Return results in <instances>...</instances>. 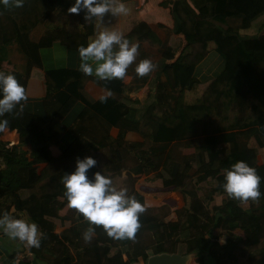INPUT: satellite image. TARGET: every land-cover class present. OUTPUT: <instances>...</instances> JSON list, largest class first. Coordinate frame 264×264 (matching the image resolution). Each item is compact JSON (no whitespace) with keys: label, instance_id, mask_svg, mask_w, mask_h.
I'll use <instances>...</instances> for the list:
<instances>
[{"label":"trees","instance_id":"1","mask_svg":"<svg viewBox=\"0 0 264 264\" xmlns=\"http://www.w3.org/2000/svg\"><path fill=\"white\" fill-rule=\"evenodd\" d=\"M195 1L163 0L161 6L169 9L175 33L181 31L184 10L201 22V28L192 35L194 41L203 44L194 55L196 69L183 62L188 42L176 56V49L168 45L170 31L162 38L156 31L162 24L154 28L141 21L125 36L138 41L140 47L145 42L157 47L137 57L154 62L151 73L137 76L134 62L127 70L134 84L92 79L101 90H112L113 95L101 103L98 98L86 97V76L81 71L50 69L45 72V116L17 106L0 117L8 120L5 129L18 135L17 143L1 140L5 129L0 130V213L30 219L45 233L48 243L37 256L44 264H146L150 256L162 254L194 256L195 264H264V164L257 163V149L249 145L253 136L264 142V0H198V5ZM73 2L25 0L20 8L0 5V71L14 74L26 88L31 68L40 65L41 47L56 40L75 49L86 46L96 18L86 21L83 10L68 12ZM57 12L74 14L73 19L64 24L54 22ZM251 27L258 33H240ZM209 41L213 49L206 46ZM5 63L14 70H4ZM151 84L154 86L149 90ZM146 89L143 102L128 98L130 93ZM183 89L201 94L195 103L179 108L169 119L166 109L174 94ZM77 101L84 110L74 122L75 139L55 155L51 146L60 143L64 130L61 119ZM126 119L135 122V138L127 141L120 131L117 148L110 149L108 156L109 170L116 172L126 165L122 152L127 153L133 173L149 174L150 184L175 191L184 205L147 206L140 215L142 227L135 240H113L101 226H94L93 239L82 246L79 224L87 228L88 223L82 214H76L74 222L68 213L62 214V207L68 205L62 177L74 169L77 158H95L103 146L93 136L82 135L87 132L83 123L98 120L116 126ZM146 124L150 129L142 137L139 129ZM188 147L193 152L181 154ZM237 160L246 161L261 177L258 200L230 199L223 191L224 171ZM41 163L48 165L44 170L47 180L40 183L35 169ZM96 171V166L90 169L89 176ZM191 183L192 190L187 188ZM206 183L207 193L199 191L203 188L198 187ZM216 193L223 195L220 203L214 201ZM128 194L146 204L137 191ZM162 209L167 213L160 216ZM169 213L176 219L168 220L165 215ZM57 225L64 230L55 233ZM27 250L28 246L24 252Z\"/></svg>","mask_w":264,"mask_h":264},{"label":"clouds","instance_id":"2","mask_svg":"<svg viewBox=\"0 0 264 264\" xmlns=\"http://www.w3.org/2000/svg\"><path fill=\"white\" fill-rule=\"evenodd\" d=\"M25 0H0L5 7H23ZM84 11L85 20L93 17L102 21L105 14L111 16L126 15L129 9L124 0H74L68 12ZM140 44L130 41L123 32L115 29L99 31L86 46H79L78 70L85 76H92L103 82L114 79L124 80L127 70L134 65L137 76L151 73L156 65L149 58L137 60ZM113 95L110 88H103L97 97L103 103ZM28 99L23 85L18 83L12 73L0 71V117L11 113L13 109H23L22 101ZM8 120L0 119V130L7 127ZM97 165L93 156H84L75 160V167L62 178L64 197L69 207L82 214L88 227L82 232L85 243L91 242L95 232L94 226H101L108 237L113 240H135L142 227L140 215L147 205L128 194L126 187H117L113 179L101 171L89 170ZM261 177L256 169L244 160H237L224 171L221 187L230 199L240 201L258 200ZM0 231L10 239L19 240L29 248H39L45 237L37 224L25 217H16L4 211L0 213Z\"/></svg>","mask_w":264,"mask_h":264},{"label":"crops","instance_id":"3","mask_svg":"<svg viewBox=\"0 0 264 264\" xmlns=\"http://www.w3.org/2000/svg\"><path fill=\"white\" fill-rule=\"evenodd\" d=\"M162 1L163 0H124L126 7L129 9V12L126 15L117 16L105 14L102 21L96 18L94 32L88 37V42L91 39L95 38L96 34L100 31V29H115L123 32L125 35L141 21L148 23L154 28L158 26L156 24H162L160 28L156 27V31L158 35L162 38L167 36V31H170V34L168 35V45L176 49V56L185 46L186 42H188V48L185 51L186 53L183 62L188 65H194L196 69L198 64H196V59L194 55L203 49V44L194 41L192 39V35L201 28V22L195 21L191 13L184 10L181 31L179 33L173 32L171 30L173 26V17L167 7L161 6ZM195 2L196 5H198V0H196ZM73 15L74 14H70L67 12H57L53 16L52 21L55 22L56 20H59L60 22H62V24H64L67 22L68 19H73ZM43 31L44 29L40 30L41 34L43 33ZM206 46L208 47V49H213V42H207ZM156 49V46H150V44H148L147 42L142 43V46L139 48V55L141 52L151 53L152 50L155 51ZM39 54L40 65L33 66L31 68L26 83L25 90L28 99L26 101H22L21 103L23 104L22 111L40 116H45L46 110L44 107V101L46 99L47 94L45 72L50 69L59 68H69L78 70L79 56L77 49L68 47L67 45L62 44L59 40L52 42L48 46L41 47L39 49ZM13 67L14 66H10L8 64L3 65V69L7 71L14 70ZM92 79L95 78L92 76L85 77L84 91L88 99L97 98L102 92L101 88L93 81H91ZM124 82L127 85L134 84V80L129 74H127V77L126 79H124ZM133 97H137V99L143 102L146 96L142 93V91H139L138 93H130L128 95V98H130V100L133 99ZM130 104L132 103L130 102ZM136 107H140V105H136ZM82 110H84V105L81 102L77 101L72 105L69 111L64 114L63 118L61 119V124L64 127V130L62 132V135L60 136V143L59 145L51 146V149L53 150L55 155H59L62 151L67 149L74 141V122H76L77 117L82 112ZM130 122L128 119H126L119 122L116 126H108L107 124L99 122L98 120L89 123L85 122L83 124L86 126L84 129L87 130V132H83L82 135L84 137H87L88 135L93 136L96 140H99L103 144V146H101L97 150L95 157V159L97 160L96 168L99 171H101L105 175L110 176L113 179V183L117 187H126L128 189V193L131 191H137L145 198V203L147 206L152 205L150 207L156 208L153 204H151L152 202L150 201L149 193L154 192L157 187L147 181V176H149V174L136 175L130 170L129 167H131V165H127L130 164L127 153L124 154L122 152V154L126 156V158L123 159L124 161L126 160V165L122 166V168L116 172L109 170L110 163H108V156L110 154V149L117 148V137L120 131H124L127 141H133V138H135L133 135L135 133L133 123L135 122H133V119L132 121L130 120ZM1 140H10L14 143H17L18 135L16 132H10L5 129L1 136ZM249 145L257 149V163L259 165L264 164V142L259 137L253 136L249 139ZM25 149L30 150V146H26ZM184 150L186 151V154H190L193 152L192 147L184 148L183 151ZM47 165V163H41L36 166L35 175L36 178H38V182L40 183L47 180V176L44 172ZM159 196V200L164 199V197H167V199H169V202H164L165 204L168 203L172 206H179V203L177 202L178 195L175 191L166 190L164 192H161ZM164 203L163 206L165 205ZM11 211H13V209H11ZM168 215L169 214H167V216ZM64 228L65 227L57 225L54 232L60 233L62 230H64ZM47 243L48 242L45 236L41 240L39 248L28 247V250L24 252V248L27 246L23 242L19 240L10 239L6 234L0 231V264H44L42 260L37 259V256L42 254Z\"/></svg>","mask_w":264,"mask_h":264},{"label":"rangeland","instance_id":"4","mask_svg":"<svg viewBox=\"0 0 264 264\" xmlns=\"http://www.w3.org/2000/svg\"><path fill=\"white\" fill-rule=\"evenodd\" d=\"M100 31H101V29H100ZM240 33L241 34L254 35V34H257L258 33V30H257V28L251 27V28H248V29L241 30ZM4 65H6V64H4ZM153 86H154V84H151L150 86H148V89L151 90V88ZM148 89H146L145 91H142V93L145 96L147 94V90ZM200 94H201V91H199V90H187V89H183L180 92L174 94L175 98L170 101V103H169L170 105H168L169 107L166 109V112H168L169 119H172L174 117V115L177 114V110L179 108L187 107L190 104L195 103L196 97L198 95H200ZM153 113L154 114H157L159 116L157 109H154ZM149 129H150V127H148L147 124H146V126L140 127V129H139L140 136L143 137L144 136L143 133L147 132ZM185 152L186 151L184 150V151H182L181 154L186 155ZM181 154H179L178 157H180V156L183 157V155H181ZM128 165L130 166L131 164H128ZM210 185H213V183H210ZM187 188H189V189L192 190V188H193L192 183L191 184H188ZM201 188H203V189H201ZM198 189H201L199 191H203V192H206L207 193V191L209 190V183L201 184L198 187ZM164 191H166V190H163V189L160 190V189L157 188L154 192L149 193V196H150L149 198H150V201L152 202L151 204H153L156 208H159L160 209L161 206H163V203L164 202L165 203L166 202H169V199H167V197H164V199H162V200H159L158 199V198H160L159 194L161 192H164ZM213 198H214L215 203H220L221 200H222V198H223V195H220V194L216 193L213 196ZM177 202L179 203V206L184 205V201H182V199L180 198V196L177 197ZM60 205H62V204H60ZM150 206H152V205H150ZM163 209L161 210L162 212L159 213L160 216H162L164 213H167L166 211H163ZM61 212H62V214H65V213L67 214L68 213V216L70 217V220H72L73 222L77 220L76 217H75V216H77L76 214H78V216L81 215L80 213H78L77 210L69 207L68 205L63 206L62 209H61ZM166 216H167V214L165 215V217ZM166 218L167 219H170V220H175V214H170L169 213V215ZM80 226H81V223L79 224V230L81 232H83L86 228H84V226H81V227ZM146 238L143 237L144 240H146ZM80 240H81L80 243L82 244V246H86L88 244V243H85V241L83 240L82 234H81V239ZM198 256H200V254H198ZM180 259L183 261L184 264H195L196 257L193 256L191 258H188V256H186V257H183V258H180ZM176 260H177L176 258H172L173 264H177Z\"/></svg>","mask_w":264,"mask_h":264},{"label":"water","instance_id":"5","mask_svg":"<svg viewBox=\"0 0 264 264\" xmlns=\"http://www.w3.org/2000/svg\"><path fill=\"white\" fill-rule=\"evenodd\" d=\"M172 258L177 259L176 260L177 264H184L183 261L180 259L183 257L171 256L168 254L150 256L146 264H173ZM188 258H191V257H188Z\"/></svg>","mask_w":264,"mask_h":264}]
</instances>
